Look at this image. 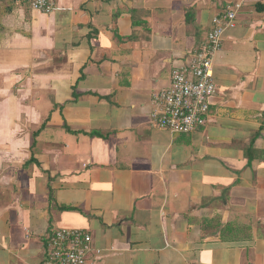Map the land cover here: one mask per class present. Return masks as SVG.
I'll use <instances>...</instances> for the list:
<instances>
[{
	"label": "crops",
	"instance_id": "obj_1",
	"mask_svg": "<svg viewBox=\"0 0 264 264\" xmlns=\"http://www.w3.org/2000/svg\"><path fill=\"white\" fill-rule=\"evenodd\" d=\"M233 0H0V264H42L59 229L90 264H264V0L215 54L204 126L153 97Z\"/></svg>",
	"mask_w": 264,
	"mask_h": 264
},
{
	"label": "built area",
	"instance_id": "obj_2",
	"mask_svg": "<svg viewBox=\"0 0 264 264\" xmlns=\"http://www.w3.org/2000/svg\"><path fill=\"white\" fill-rule=\"evenodd\" d=\"M246 0H233L212 20V28L201 47L183 67L174 68L170 85L153 99L160 107L158 124L174 133L188 134L207 123L209 101L216 94L215 54L228 30L236 27L237 16ZM33 12L50 15L57 10L56 0H30ZM102 251L92 247L91 236L82 230L59 229L49 238L42 264L95 263Z\"/></svg>",
	"mask_w": 264,
	"mask_h": 264
},
{
	"label": "trees",
	"instance_id": "obj_3",
	"mask_svg": "<svg viewBox=\"0 0 264 264\" xmlns=\"http://www.w3.org/2000/svg\"><path fill=\"white\" fill-rule=\"evenodd\" d=\"M83 231V230H82Z\"/></svg>",
	"mask_w": 264,
	"mask_h": 264
}]
</instances>
